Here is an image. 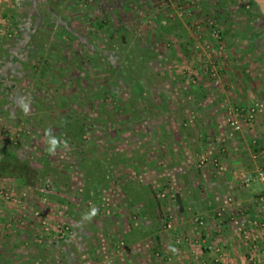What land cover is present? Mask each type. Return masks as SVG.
Masks as SVG:
<instances>
[{"label":"rangeland","instance_id":"1","mask_svg":"<svg viewBox=\"0 0 264 264\" xmlns=\"http://www.w3.org/2000/svg\"><path fill=\"white\" fill-rule=\"evenodd\" d=\"M254 1L0 0V148L46 164L49 174L35 188L0 177V187L16 193L15 200L0 197V264H116L114 256L127 257L123 233L130 230L143 245L156 247L150 248L154 264H181L189 253L197 257L194 247L206 237L214 242L193 264H224L229 231L256 259L261 238L246 242L239 231L254 217L244 219L241 211L254 208L240 185L232 191L221 186L228 178L222 166L236 159L235 146L249 144L241 151L250 163L246 152L254 153V141L264 138V109L253 122L242 120L240 131L228 114L240 102H264L258 89L248 96L230 78L251 64L257 77L264 73V0ZM104 18L107 27L96 29ZM63 26L74 32L65 41L58 36ZM30 53L40 62L34 65ZM103 56L123 70L121 81L104 77L101 66L78 77L79 62L90 67ZM12 80L15 95L8 88ZM109 86L131 99L127 109L102 93ZM66 116L90 121L84 143L65 134ZM46 130L61 141L55 154L47 151ZM113 153L120 162L101 202L84 200L86 160ZM133 178L148 194L139 206L124 193ZM240 178L235 174L236 184ZM93 207L98 214L83 219ZM196 216L203 217L201 226ZM61 224L70 227L64 239L56 237ZM159 237L174 250L161 252ZM217 246L223 254L218 262Z\"/></svg>","mask_w":264,"mask_h":264},{"label":"trees","instance_id":"2","mask_svg":"<svg viewBox=\"0 0 264 264\" xmlns=\"http://www.w3.org/2000/svg\"><path fill=\"white\" fill-rule=\"evenodd\" d=\"M252 3L255 4V1L252 0ZM107 25H108V21L104 18L101 19L100 21H97L94 27H96V29H103V28L105 29ZM73 33L74 32L72 30H69L67 27L63 26V29L61 33L58 34V36L62 41H65L66 37L69 38L72 37ZM118 42H120V40H118ZM17 56L19 55L17 54L13 57L16 58ZM28 57L29 60L32 61L36 60L35 62H33L34 65L39 63L40 62L39 60L41 59V58L36 59V57L33 58V54L31 53L29 54ZM145 57L149 58L147 55H145ZM48 63L49 61L44 59L42 67L45 68L47 66L46 64ZM79 64H80V70L77 73L78 77L82 76L86 68H89V70L92 69L93 71V69H95L98 66L102 67V73L104 77L108 79L116 78L121 81L124 76L123 70L121 69L116 70L114 63L112 62L110 57L107 56H103L99 60H95L93 65L90 63L91 64L90 67L88 66L89 64L83 62H79ZM1 69L3 68L1 67ZM2 71L3 70H0V78H1L0 88H1V84H3ZM9 83L10 84L8 88L11 89L10 94H14V89L16 87L15 81L12 80ZM8 88L6 87L2 89L7 90ZM102 93L105 94L106 96L113 97L116 101H121L122 106L125 109H127L126 107L128 106V103L131 100L130 98H127L126 100L123 99L120 96V94L116 92V90H112L111 86L103 90ZM97 97L98 96H96V98L94 97V100L97 99ZM13 99H15V96H12V98L8 97V99H6V103L7 102L11 103ZM115 111H116L115 114L119 113L118 108ZM61 121L63 123V129L65 131V134H67V136H69L71 139L74 140V144L75 143L81 144L85 142V136L89 131V127H90L89 126L90 121L88 119L66 116L64 119H61ZM119 162H120L119 158L115 153L105 154L103 158L102 157L98 158L97 156H91L86 160L85 178L83 179V190H82L84 200L93 201L95 203L101 202L102 200L101 195L104 186H106V184L110 181L111 174L114 171L115 167H117ZM43 165L29 158H24L13 151H10L7 148H0V177L21 179L25 186L35 188L39 182L44 180L47 177V175H49L48 169L46 167L47 165L46 164ZM134 179L135 178H133L125 186L126 188L124 193L126 194L127 200L130 201L131 204H134L135 206H139L142 203H144L146 199H148V194L146 193L147 192L146 189L138 181H135ZM58 241L59 240H57L56 243H58Z\"/></svg>","mask_w":264,"mask_h":264},{"label":"crops","instance_id":"3","mask_svg":"<svg viewBox=\"0 0 264 264\" xmlns=\"http://www.w3.org/2000/svg\"><path fill=\"white\" fill-rule=\"evenodd\" d=\"M3 15H7V12L4 13ZM9 15H7L8 17ZM14 52L11 53V56H15L17 55V53L19 52V47H15ZM264 53V52H262ZM261 53V54H262ZM264 61V57L263 60ZM259 62V61H258ZM261 62V61H260ZM255 69V65L252 66H244L241 70L236 69L233 70V76L230 77L232 79L233 83H240L243 85V87L246 89V91L244 92L245 94H247L248 96L250 95V93L254 90V89H258V94L260 96L264 97V80H262V75H264V73L260 74V77L255 74L254 72ZM258 71L262 72L261 68H258ZM255 75V78H252V75ZM229 78V79H230ZM254 79H256L257 81H255ZM242 105L243 102H240ZM261 119H263L264 121V115L261 116ZM262 126H264V122H261V127L259 132L261 133V129L263 128ZM252 132H254V129H251ZM256 133H258V131H256ZM264 135V133H262ZM259 135V134H258ZM246 136V135H245ZM264 140V138H263ZM261 138V141H254V144L252 146L253 148V152H246L247 155H249L250 157V163H246L244 158L242 157V151H247L248 149H250L249 144H246L245 146H235L236 148L234 149L236 152V159H234L233 161H228L225 162V164L222 166L223 174H225V176H227L228 178L225 180V182L222 183V188L223 189H231V191L233 190V187H235L236 185H240V189H242L244 191L245 196H243V199H245L244 201H247L246 203L250 206H252V208L255 209V214L252 212L253 210H251V208H245L244 211H241V216H259L258 214L260 213H264V207L262 205V203L259 201L261 197H264V187L263 185H261L259 182L256 181L257 185L256 186H244L241 184V180L239 183V180L236 184L235 182V174H239L241 175V173L244 172H254L258 167L263 166L264 163H260L258 162L257 159L259 158H263L264 160V141ZM246 141V140H245ZM240 143H243L242 141H240ZM241 148L243 149L241 151ZM261 156V157H260ZM241 179V178H240ZM259 184V185H258ZM242 199V198H240ZM254 203V204H253ZM234 210V209H232ZM180 211H183V206L180 207ZM235 212V211H234ZM251 217V218H254ZM172 231V230H171ZM187 231V230H186ZM192 232V229L189 231V233ZM227 232V231H226ZM224 232V234L226 233ZM174 233V231L172 232ZM123 237L124 239H126L127 245H129V247L127 246V249H129V253L127 251L126 254V258H117V256H114L115 258H113V260H115L116 264H154L155 260L154 258L151 256V249L156 248L154 245L152 247V245L150 244H142L141 240H139L141 238V235L137 234V232L135 230H130L128 232L123 233ZM227 234L229 235V239L227 240V244H226V249L228 250V258L226 260V262L224 264H261V251H263L264 249V236L261 237V240H256V242L259 244V247L257 249L258 252V256L256 257L255 260H253V257H250V251H249V247H246L245 245L242 244V242H240V240L236 239V236H232L231 231L227 232ZM226 234V235H227ZM260 239V238H259ZM159 240L163 239L161 237H159ZM123 241V240H121ZM205 243H201L200 247H194L195 248V252L197 257H194L193 253H189V255L187 257L183 258V262H181V264H193L195 261H197L196 259H198V255H200L201 257L207 252V247L211 248V244L214 242L212 240H209L207 237L204 239ZM161 243V252H163V250L167 249V253H169V250H174L172 248L171 245H169L170 243L164 244L165 242H160ZM125 244V242H124ZM257 244V245H258ZM116 244V248H117ZM151 246V247H150ZM74 247V246H73ZM159 248V247H158ZM202 249H205L206 251H202ZM150 253V254H149ZM164 253V252H163ZM162 253V254H163ZM169 260L172 259L171 257H167ZM175 258V257H174ZM153 261V262H152ZM98 264H112V261H104V263H98ZM168 264V263H167Z\"/></svg>","mask_w":264,"mask_h":264},{"label":"built area","instance_id":"4","mask_svg":"<svg viewBox=\"0 0 264 264\" xmlns=\"http://www.w3.org/2000/svg\"><path fill=\"white\" fill-rule=\"evenodd\" d=\"M212 23V22H211ZM216 37L218 39L221 38L219 31L216 32ZM264 109V102L263 101H255L250 105H240L237 107H229L228 114H229V121L231 126L233 127L234 131H240L242 128V120H245L248 123H251L255 120L256 116L262 112ZM206 159L202 160L201 164H205ZM219 165L218 163L216 164ZM253 180H258L264 187V165L258 167L254 172H246L241 173V183L244 186H249ZM15 195L13 191L5 190L0 187V197L7 199V200H15ZM164 196V195H163ZM108 202V200H107ZM260 202L264 207V197L260 198ZM105 204H103L104 206ZM109 203H106L108 206ZM194 223L197 226H201L204 221L202 216H196L194 219ZM171 222L168 224L171 227ZM70 231V227L66 224H61L58 226L57 238L64 239L66 235H68ZM241 237L246 241H252L253 238L258 239L264 236V216H256L255 218L251 219L248 224H242L239 227ZM179 240V239H178ZM181 241V239H180ZM120 245H124V242L121 241ZM256 245L252 247L253 251L255 252ZM216 253V261H220L222 257L221 248L219 246L215 247ZM264 254V250L262 251ZM261 264H264V257L261 260Z\"/></svg>","mask_w":264,"mask_h":264},{"label":"clouds","instance_id":"5","mask_svg":"<svg viewBox=\"0 0 264 264\" xmlns=\"http://www.w3.org/2000/svg\"><path fill=\"white\" fill-rule=\"evenodd\" d=\"M21 106L23 107L24 112L27 114V112L29 110L28 109V105L22 103ZM45 135L47 137V141L46 142L48 144L47 151L50 154H55L56 149L61 146V141L51 135V130H46ZM63 146L64 147H67V142L66 141L63 142ZM97 214H98V209L95 208V207H93L90 212H88V213H86L84 215L83 219H85V220H91Z\"/></svg>","mask_w":264,"mask_h":264}]
</instances>
